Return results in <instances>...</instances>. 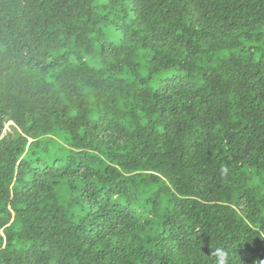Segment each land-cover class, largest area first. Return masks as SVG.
<instances>
[{
	"label": "trees",
	"instance_id": "trees-1",
	"mask_svg": "<svg viewBox=\"0 0 264 264\" xmlns=\"http://www.w3.org/2000/svg\"><path fill=\"white\" fill-rule=\"evenodd\" d=\"M0 264H264V0H0Z\"/></svg>",
	"mask_w": 264,
	"mask_h": 264
}]
</instances>
